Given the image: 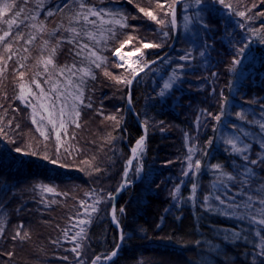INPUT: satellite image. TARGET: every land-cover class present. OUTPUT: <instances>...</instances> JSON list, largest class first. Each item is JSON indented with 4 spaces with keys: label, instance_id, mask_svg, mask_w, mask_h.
Returning a JSON list of instances; mask_svg holds the SVG:
<instances>
[{
    "label": "trees",
    "instance_id": "16d2710c",
    "mask_svg": "<svg viewBox=\"0 0 264 264\" xmlns=\"http://www.w3.org/2000/svg\"><path fill=\"white\" fill-rule=\"evenodd\" d=\"M179 1L91 0V5L122 13L127 17V26H112L114 36L94 49L106 61L101 68L92 66L95 79L86 78L84 103L78 109L80 127L67 123L66 137L61 130L64 148L71 155H63L62 148L60 163L68 167L14 151L19 145L26 151L39 149L53 157L55 152L53 129L46 127L50 139L42 143L43 137L32 123L31 107L17 99L21 82L37 91L33 83L37 80L49 91L48 74L39 60L35 61L34 45H26L24 40L14 43V51L22 50L24 56L19 53L7 61L0 76V127L15 141L0 136V264L79 261L93 264L96 256L100 257L97 264H103L117 250L119 233L110 219L113 197L126 169L128 173L131 149L145 134L128 109L129 85L105 76L104 70L116 77L128 75L116 67L114 52L129 37L125 48L127 51L141 48V67L166 55L174 40L172 24L163 29L169 32V37L162 39L161 26L145 17L139 8L152 10L158 18H164L163 12L170 13ZM12 2L16 6L13 11L21 10V16H0V35L8 30V19L19 23L32 15L37 17L35 21L27 19L20 25L25 39L34 31L33 22L44 25V35L40 33L39 37L43 48L45 40L49 48L55 46L59 36L61 43L52 65L57 71L52 80L60 81V88L64 87L67 71L61 76L59 69L73 64L78 69L89 67L83 56L75 55V45L68 42V33L56 31L53 35L59 25L68 27L72 13L67 9L56 10L65 0H44L43 9L38 8L36 0ZM226 3L233 7L226 9L215 0H204L199 5L196 0L183 3L175 19L178 26L175 48L133 86L131 105L147 135L144 150L116 204L115 216L123 230V244L110 264H264L261 255L264 240L256 235L261 228L251 226L246 219L226 215L227 208L213 197L216 193L224 204L233 197V203L245 202L249 196L257 197L255 190L264 184V163H260L264 153L258 144L252 143L250 151L241 156L233 154L227 145L216 144L218 125L229 105L234 117L229 119L228 129L239 123L235 118L238 116L256 125L253 129L246 127L255 137L264 125V0H226ZM158 5H163V10ZM47 9L54 15L46 16ZM238 11H245L246 16L236 15ZM87 27L91 29L90 25ZM16 30L13 24L12 33ZM141 41L162 46L144 49ZM84 42L88 43L86 39ZM246 42L250 45L246 58L242 64L233 65L237 50ZM0 55L7 58L2 47ZM183 56L188 59L182 60ZM19 64L25 65L19 69L24 72L23 81L16 71ZM3 67L0 62V68ZM53 67H49V73ZM166 82L172 84L170 89H163ZM161 90L164 96L160 95ZM220 113L223 115L219 121L213 119ZM111 116L116 120L109 119ZM17 124L19 129L13 131ZM189 148L195 149L193 164L200 160L198 172L187 168ZM244 155L248 161L243 159ZM251 160L257 163L253 165ZM217 164L221 165L220 170L212 167ZM246 166L252 167L255 178H246ZM211 171L221 174L224 188L221 192L212 189L215 178ZM185 172L188 174L184 175ZM45 187L54 191L47 192ZM108 193L112 194L111 199ZM204 197L209 199L205 202ZM92 206L96 211H92ZM209 207L216 211L208 210ZM79 220L89 222L77 226ZM80 227L85 229L84 238L73 239ZM233 231L242 232L243 238H232ZM17 232L20 236L13 239ZM260 234L264 236V231ZM77 244L79 257L71 251Z\"/></svg>",
    "mask_w": 264,
    "mask_h": 264
},
{
    "label": "snow or ice",
    "instance_id": "6c2138e0",
    "mask_svg": "<svg viewBox=\"0 0 264 264\" xmlns=\"http://www.w3.org/2000/svg\"><path fill=\"white\" fill-rule=\"evenodd\" d=\"M22 2L26 3V0H22ZM211 2V0H210ZM216 3H219L226 9H231L233 6L232 4L226 3V0H215ZM38 8L43 9L44 7V0H36ZM196 3L202 4L204 3V0H196ZM163 10V5H158ZM15 4L13 2H10V0H0V16H6V15H12L15 17L21 16V10L16 9ZM65 9H67L69 12L72 13L71 16L68 17V27H65L63 24L59 25L56 30H54L53 35H55L56 31H61L63 34L64 32L69 34L68 42L75 45V55L80 57L83 56L84 60L88 62L89 67L86 68H76V65L73 64L71 67L65 66V68L59 69V75L65 76V72L67 71V76L64 81V87L60 88L59 84L60 81H53L52 75L57 71L55 67H53V70L51 73H49V66L53 65V57L57 51V47L61 43V39H57L56 45L49 48V42L45 40L43 42V46L45 49L48 50V54L46 57H41V59L38 61V63L43 65L44 73H47V81L49 82V92L55 93V99L61 101L60 107L58 109L59 114V120L53 118L54 113L50 111L49 103H51V107L53 109L56 108L55 102H40V101H46V98L48 96V93H45L44 88L41 87L39 81L34 80L33 83L35 84V87L39 89L40 95L37 98L38 104H34L29 102L28 106L32 108L33 116H32V123L34 125H37V131L40 132V135L43 137V142H46L50 139V134L48 133L46 127L42 123L44 120H47V123L52 126L53 132H54V143H55V152L54 157L47 154V152H41L39 149H32L30 151H26L25 149L21 148L19 145H17L14 149L16 153H22L25 155L33 156L40 158L52 165L59 164L60 167H68V165L60 163L61 158V149L64 148L65 140L61 136V130L64 131V136H67V123H73L76 125V127H80L78 121V118L80 116L79 112V105L84 103V86L86 83V78L91 76L92 79H95V76L92 74L91 68L94 66L95 68H101L102 64L106 61V57H103L98 54L97 46L100 45L102 42H106L109 38L114 36V27L112 26H120V27H126L127 26V17L124 16L122 13L113 11L111 9L107 8H100L94 5H91V0H65L63 5H57L56 10L63 12ZM139 11L143 13L145 17H147L149 20L154 21L157 25L161 26V31L159 33L160 37L162 39L169 37V32L164 31V28H167L169 24L174 25L175 24V12L174 10L169 13L168 11H164L163 15L164 18H158L157 15L153 13L152 10L146 9L144 7H140ZM236 15L240 17H245L246 12L245 11H238L235 12ZM54 12L51 9L46 10V16H53ZM105 17H108V19H105ZM27 19H36V16H25L23 19L17 23L14 19H8L6 21L8 25V30L3 31V34L0 35V47L3 48V52L7 54V58L5 59L4 55H0V62H2L5 67L0 68V76L3 75L4 71L6 70L7 61H10L13 59V56L18 55V51H14L13 45L14 43H18L20 40H24V43L26 45H31L34 40L36 39V36L33 34H28L27 39H25L23 30L20 28L21 24H24V20ZM188 19V17H186ZM13 24H16V32L15 34L12 33V26ZM91 26V29H89L87 26ZM105 25H111L109 27H105ZM27 27V25H25ZM79 26V27H77ZM32 28L37 29L38 32L43 33L45 31L44 25L41 22L39 25L32 24ZM206 27V25H205ZM254 32L256 30H253ZM11 37V39H8ZM87 40L88 43L84 42V40ZM131 40V37L124 40L120 44V48H123L125 44H128ZM262 42H264V38H262ZM142 48L148 49V48H159L162 46V43H152V42H143L141 41ZM250 47V45L246 42L242 46L239 47L237 50V55L233 59V65H240L243 62V58H246V52L247 49ZM24 51H28L27 48L24 49ZM136 52H140L141 48H136ZM114 55L118 56L121 61H123L125 58L120 54V50L116 49L114 52ZM203 55V53H201ZM181 59H188L187 56L181 57ZM154 63V62H153ZM146 66V65H145ZM25 65L19 64L16 71L18 72L19 79L23 81L24 72L20 71L19 69L24 68ZM116 67H124V64L117 63ZM179 67H183L182 65ZM144 71V67H140L137 69L133 65H128V75L123 77H116L112 76L110 72L107 70H104V75L110 77L111 79L115 80L117 83H121L124 85H131L133 80L140 74V72ZM79 75V78L77 80H73V77H76L77 74ZM43 74V73H41ZM130 77V78H129ZM19 95L17 96V99L20 100H27V96L25 94V90H27V93L36 96V93L32 91V87L26 85L25 83L21 82L19 85ZM172 87L171 83H164L163 89H170ZM161 96L165 95V92L161 90L160 92ZM90 107V105H88ZM40 108L43 110V112L48 113L47 116H40V120H37V116L40 115L37 111V108ZM71 111L68 113L69 119L66 121L64 119L66 111L69 109ZM211 115V114H209ZM223 113H220L218 115H215L213 119L219 121L221 119V116ZM243 118V117H241ZM109 119L116 120L115 116L109 117ZM118 123V122H117ZM11 120L8 121L9 127H11ZM16 129H19V125L17 124L15 126ZM0 136H3L4 138H7L10 140V142H15L14 139L9 137L8 132L5 131L3 127H0ZM211 144V141L208 142ZM227 143L231 144L233 146V151L236 153H244L247 150V147L241 148L236 147L233 140H228ZM144 141L143 139L137 141L136 146L131 149L132 152V158L128 160V166L130 167L132 164V159H135L140 153L144 150ZM46 147V144H45ZM29 148L31 146L29 145ZM189 155L187 157V168L190 171H196L198 172L200 169V160L196 159L195 163L193 164V155L195 153V149L189 148L188 150ZM63 155H71V153L68 151L67 148H64ZM243 159L245 161H248V156L244 155ZM251 164L255 165L257 163L256 160H251ZM260 163H264V160L260 161ZM213 168L220 170L221 165H213ZM96 171H99V168L96 169ZM188 173L185 172L184 175H187ZM246 174L254 175L253 170L251 168H246ZM229 179H235L234 177H229ZM129 183L127 180V169L125 171V179L124 184L126 185ZM247 183V181H245ZM196 185H192V191L193 196L195 194ZM47 192L54 191L51 187H45L44 189ZM176 191L178 192L179 189L177 188ZM108 198H112V194H107ZM191 199V197H190ZM209 198L204 197V201L206 202ZM217 200L220 201L221 204L224 203V200H221L219 196L216 197ZM235 199V197H233ZM83 203V202H82ZM97 203H99V200H97ZM261 204H264V199L260 200ZM229 207L233 209L237 208H248L251 209L253 207V199L251 196L247 198V201L243 204H232L229 205ZM210 211H216V209L209 207ZM87 212V209H85ZM92 211H96L95 206H92ZM113 216L115 214V209L113 208ZM123 211V209H121ZM226 214V213H225ZM2 215V214H0ZM259 215L261 218L257 220L256 216ZM233 216L239 219H245V215L241 214L238 217L236 216V213L233 212ZM88 220H79L77 226L85 225L88 223ZM251 222L253 224H259L261 227L260 231L256 232L257 236H260L261 240H264V236H261L260 232L264 231V208H260L257 210L256 214L251 215ZM85 229L84 227H80V231L76 233V236L73 237L75 239L76 237H80L81 239L84 238ZM232 237L235 239H242L240 233L233 231L231 233ZM20 236V233L17 232L16 236L13 237V239H16ZM65 237H67V231H65ZM121 239H123V234L121 233ZM55 243V242H54ZM264 247V246H262ZM80 248V245L77 244L76 247L72 248L71 251L75 252L77 257H79L80 252L78 249ZM117 255V251L114 250L111 252L109 256L106 257V259L111 260L112 257H115ZM261 255H264V251L261 252ZM67 259V257H65ZM100 261V257L96 256L93 260V264H97V262ZM78 264H83V261H79Z\"/></svg>",
    "mask_w": 264,
    "mask_h": 264
},
{
    "label": "rangeland",
    "instance_id": "374dc122",
    "mask_svg": "<svg viewBox=\"0 0 264 264\" xmlns=\"http://www.w3.org/2000/svg\"><path fill=\"white\" fill-rule=\"evenodd\" d=\"M10 2H12V0H10ZM174 6L172 7L171 11L174 9ZM178 10H177V12H178ZM176 15H177V13L175 14V19H176ZM33 20L35 21L36 19H33ZM175 23L177 24L176 20H175ZM33 24H36V23L33 22ZM33 30L34 31L31 34H33V35L36 36V39L32 43V45L35 46V50H34L35 51V55H34V58H35V61H38V60L41 59V57H46L47 56V52L41 46V42L39 41L40 32H38V30L37 29H34V28H33ZM41 34H43V33H41ZM43 35H42V37H43ZM56 35H58V34L56 33ZM56 38L59 39V36H57ZM127 45H129V44H126L125 46H127ZM125 46L123 48H119L120 54L122 56H124L125 59L123 61H121L119 59V57L116 56V55H114V58L116 60V64L117 63L124 64V67H119V68L121 70H123L125 73H128V65H133L137 69H139L141 67V63L143 62V56L141 55V52H136L135 50L127 51V49L125 48ZM42 49H44V50H42ZM17 51H18V53H21V55L23 54V56H24V52L22 50L17 49ZM154 61H152V62H154ZM152 62H150L147 66H149ZM147 66H145L144 69ZM49 67H53V66L51 65ZM142 75H140V76H142ZM41 87H43V86H41ZM129 88H130V85H129ZM32 91L36 93V96H32V95L28 94L27 93V90H25V94L27 96V100H23V102L25 104H27V105L29 104V102L34 103V104H38V101H37V98L36 97H38L40 95L39 89H37V91H34V90H32ZM44 91H45V93H48V96L46 98V101H40V102H55L56 108L53 109L51 107V103H49V108H50V111H52L54 113L53 118L59 120L58 109L60 107L61 101L55 99V93H51V92L47 91V89H45V88H44ZM235 92H236V89L233 88L232 89V94H235ZM130 94L131 93L129 91V97L128 98H130ZM228 108L229 109L226 110L225 117L223 118L222 122L218 125L217 136H216V144L217 145H221V144L227 145L231 149V151H232L233 154L241 156V155H243L245 153H248L250 151V149H251L250 146H251L252 143H256V144H258L261 147L262 152L264 153V125H262L259 128V135H257V137H255L254 134H253V132L248 131L246 127H250L251 129H253V127H256V125L253 126L252 124L247 123L243 118H241L240 116H238V117H235V118H237V120H238L239 123H236L234 128L228 129L229 127L227 125L230 123L229 119H232L234 117L233 115H231V107H230V105L228 106ZM37 111L40 114V115H38L36 117L38 121L40 120V116H47L48 115V113L43 112V110L40 109L39 107L37 108ZM70 111H71V109L69 107V109L66 111L65 117H64V119L66 121L69 119L68 113ZM42 123L44 124L45 127H51L52 128V126L47 123V120H44ZM228 140H233L234 143H235V145H236V147H241V148L247 147V150L244 153H242V154L241 153L234 152L233 151V146L231 144L227 143ZM138 157H139V155L135 158V161H137ZM135 161H134V163H135ZM133 166H134V164H133ZM246 168H251L252 169V167H247V166H246ZM211 174H212L213 178H215L213 180V182H212V189L214 190V192H216V191H220L221 192V190H224V188H223V181H222V178H221V174L218 173V172H215V171H211ZM247 176L248 177H246V178H255V175L247 174ZM255 192H257V197H252V199H253V207L251 209L244 208V207L237 208V209H242V211H240V212H236V209H233V208L229 207V205H232V204H243L244 202H238V203L235 202V203H233L234 199H232V198L231 199L230 198L228 199L227 198V201L229 200L230 203H228V204H224L223 203L222 204L225 209L227 208L226 209L227 212H225L226 215H227V213H229L230 216L234 217L233 216V212H235L236 213V216L238 217L239 215L243 214L246 217L245 219L248 220L247 223L251 224V226H255V227L261 228L262 226H260L259 224H253L251 222V215L256 214V212H257L258 209L264 208V204H261L260 203V200L261 199H264V184L262 186L258 187L255 190ZM213 197L216 199V197H217L216 196V193L214 194ZM234 218H236V217H234ZM256 218H257V220H259L261 217L259 215H257ZM236 219H239V218H236ZM239 220L243 221L242 219H239ZM241 233L242 232H240V234ZM236 240H239V239H236ZM107 261H108V259L106 260V262ZM106 262H104V263H106Z\"/></svg>",
    "mask_w": 264,
    "mask_h": 264
},
{
    "label": "water",
    "instance_id": "95a60500",
    "mask_svg": "<svg viewBox=\"0 0 264 264\" xmlns=\"http://www.w3.org/2000/svg\"><path fill=\"white\" fill-rule=\"evenodd\" d=\"M187 1H188V0H181V1H179V2L174 6V9H173V10H174L175 14L177 13V10L179 9V7H180L183 3L187 2ZM172 28H173L174 40H173V43H172V45H171L170 51H169L166 55H164L163 57H161V58L155 60L154 63L152 62L149 66H147V67L144 69L143 72H140V74H139L138 76H136V78L133 80L132 84L130 85V88H129L130 93L132 92V88H133V85H134L136 79H137L140 75H142V74H144L145 72H147L150 68H152L153 66H155L156 64H158V63H159L160 61H162L164 58H166L167 55H168V54H169V53L175 48L176 43H177V38H178V27H177V24L175 23L174 25H172ZM127 102H128V109L132 112V114H133L134 117L136 118L137 122L142 126V128H143V130H144V134H145V135H144V137H143V141L145 142V138H146V135H147V130H146V128L140 123L138 117L135 115V113H134V111H133V108H132V105H131V100H130V98H128ZM131 158H132V152H131ZM131 158H130V159H131ZM134 161H135V159H132V164H131V166L128 168L127 180H128V177H129V175H130V173H131V171H132ZM124 179H125V178H124ZM125 188H126V185L124 184V180H123V182H122L121 186L119 187V189H118L116 195L113 197V207H112V210H113V208L116 209V204H117V202H118V200H119L121 194L124 192ZM110 219H111V223H112V225L114 226V228H115V229L118 231V233H119V245H118V248H117V250H116V251H117V255H116L115 257H112L111 260H108L106 263H103V264H110L111 262H113V261L117 258V256L119 255L120 249H121L122 244H123V239H121V233L123 234V230H122V228L120 227V225L118 224V221H117V219H116V217H115V214H114V216H113V211H111Z\"/></svg>",
    "mask_w": 264,
    "mask_h": 264
}]
</instances>
